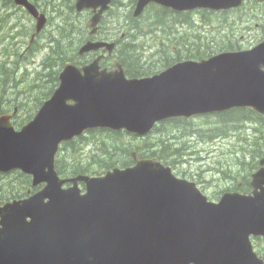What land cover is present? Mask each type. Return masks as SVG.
<instances>
[{"label": "water", "instance_id": "1", "mask_svg": "<svg viewBox=\"0 0 264 264\" xmlns=\"http://www.w3.org/2000/svg\"><path fill=\"white\" fill-rule=\"evenodd\" d=\"M17 1L27 4L25 0ZM149 1L182 11L224 9L242 0H141V4ZM109 3L110 0H79L77 7L101 8L91 20L95 27ZM102 46L111 51L114 44L99 43L95 49ZM73 69L68 64L63 73L67 71L65 75L74 76L79 83L73 80L65 89L67 92L83 90L100 118L115 111L120 126L137 128L138 133L145 131L142 124L169 115L223 112L244 106H253L264 114V42L250 51L214 57L192 73L183 70L176 77L183 84L177 94H153L149 99L134 97L125 100L121 107L112 103L114 93L110 96L108 92L113 82L105 78L104 71H99L97 62L94 68H85V75L74 74ZM89 87L92 90H85ZM97 89L102 93L97 94ZM188 89L191 91L184 93ZM10 120V114L0 117V162L29 154L19 147L33 136L34 124L29 123L19 134L13 132ZM124 120L127 125L123 124ZM46 121L42 114L35 124ZM3 142L5 145L1 146ZM260 164L263 167L253 175V191L249 195L227 193L219 204H210L195 184L176 181L168 170L154 162H140L130 173L112 177L119 185L116 191L109 193L111 184H104L102 208L97 209L96 204L92 209L97 221L83 232L84 247L75 248L70 261L45 260L50 249L58 252L56 247L49 246L45 249L47 254L41 252L45 257L36 251L38 255L29 254L26 259H20L16 251H11L5 264H189L187 260H195L196 264H233L224 239L236 244L237 264H263L248 241L251 234L264 235V158ZM10 167L0 165L2 170ZM110 216L118 220L113 222ZM171 233L184 249L175 246ZM17 256L22 263L17 261Z\"/></svg>", "mask_w": 264, "mask_h": 264}, {"label": "trees", "instance_id": "2", "mask_svg": "<svg viewBox=\"0 0 264 264\" xmlns=\"http://www.w3.org/2000/svg\"><path fill=\"white\" fill-rule=\"evenodd\" d=\"M57 4L54 6L53 9V20L50 21L49 23V28H53V31L48 33V36L44 37V41L46 42V47L48 48V56L47 59L44 60L43 62V68H47L46 71L42 72L39 71L38 77L39 79L34 83H32V86H36L37 88L40 87V89H33L30 86L31 89V94L34 96L33 98L36 100L40 96H43L44 98L48 97L52 90L53 84L56 85L57 83V74L62 67V63L64 59L68 60H74L75 59V54H74V48L76 45L79 43V41L82 38V33L83 30L82 28V21L79 19L77 16L74 14V9H73V2L74 0H56ZM6 7V4H4ZM205 13V12H204ZM190 17L189 13H177L175 14L173 11L167 8H160V7H155V6H150L144 16L142 18H137V19H129L128 22H126V25L129 28H133L134 32L131 33L128 31L127 36L130 39L129 43L126 45V50L132 49L134 47V38L137 36L136 35V30L139 29V24L142 21L148 20V21H155V25L157 28L166 31V28L164 29L163 26L164 23L173 24V22L178 21L179 19L186 18L188 19ZM145 19V20H144ZM7 22H5L4 18L0 16V27H3L6 25ZM59 33V34H57ZM174 34V33H171ZM40 42V40H38ZM198 40L195 41L194 43L190 44L188 47H177V51L175 52L176 57L177 56H182L185 53H187V49L192 51L190 52H195L196 49L201 50L202 46H198ZM35 50H33L34 52ZM133 54V53H132ZM206 54L201 55V57H204ZM135 59L139 62L138 55L135 54ZM126 62L132 63L130 61L129 57H126L125 59ZM8 70V68H7ZM53 72V76H52ZM6 79H3L2 82V87H3V92L6 91L5 87L7 83L10 81V77H5ZM51 82V86L48 87V84ZM30 97L28 95L21 96L19 93L17 94H12L8 96V98H4L3 96L0 97V113L4 111L5 107H9L10 104L13 106H17L19 109H25L27 113L32 112V107H36L40 104L39 103H33L30 104ZM34 102V101H31ZM212 117V116H209ZM208 118V117H207ZM213 119H220V123L222 125H226L228 127H223V129H220L216 127L215 125L210 129L209 133H198L199 137L202 138L203 140H213L215 139L216 135L222 134L226 135L228 131L232 133H236L237 131H241V129H244L242 126L245 125H253L254 127L258 128L259 123L256 118V115L251 112L250 110H232L227 113H222L219 115H214ZM212 118H209V120H213ZM250 121V122H249ZM236 126V127H233ZM261 128L259 129V134H255L256 141L254 142V147L257 145H261L262 141V136H264V121L262 125L260 124ZM177 128H180L184 133H187L188 130L195 129L194 125H189V124H181L177 126ZM223 130H227L223 132ZM114 137L118 139L119 133H113ZM190 136H193V134H190ZM218 137V136H217ZM246 136L243 137L245 139ZM77 141H71L69 142V146L72 147L73 149L76 147ZM240 148H244L245 145H239ZM104 149L105 153H112L110 154V158L107 159L108 157H104L103 159H107L106 161L109 162L110 165H108L107 168H111L117 164H125L127 163V152L125 148H122L119 143H114L112 148H109L108 150H105V148L102 147V150ZM247 151L248 149L245 148L243 150L242 156L246 157L247 156ZM169 156V155H168ZM254 158V155H253ZM113 162H118L115 165H113ZM113 163V164H112ZM77 168L76 164H71L67 165L65 163H60L58 164V169L62 174L68 175L72 174ZM248 168H249V173L245 176L248 180L250 178V172L253 169L252 162L248 163ZM249 188V187H248ZM247 188V189H248Z\"/></svg>", "mask_w": 264, "mask_h": 264}, {"label": "rangeland", "instance_id": "3", "mask_svg": "<svg viewBox=\"0 0 264 264\" xmlns=\"http://www.w3.org/2000/svg\"><path fill=\"white\" fill-rule=\"evenodd\" d=\"M19 16L20 15L16 14L14 16L15 18H12V21H17L16 18ZM127 21H128V19L123 20L122 24H124ZM167 28L178 30V26H176L174 24H170ZM179 31H180V26H179ZM190 37H192V36H190ZM195 41H197V39L193 38L189 41V43L192 44ZM223 44H224V42H222V41L218 42L219 46L223 45ZM204 48H205V46L203 47V49ZM192 50L193 49H191L190 51H192ZM128 57L130 58V61L132 63L137 61V59L134 58L135 53H133V54L128 53ZM35 62L36 61H33L32 56H30V55L28 58H26L22 62L21 61L16 62V66H17L18 71L20 72V70H22V75H21L22 77L25 76L26 79L32 77V75L30 74V72H31L30 68L33 67ZM73 80L76 83H79L78 80L74 79V76H73ZM50 86H51V82L48 84V87H50ZM31 87L35 90L40 89V87L37 88L36 86H31ZM85 90H92V88L89 87L88 89H85ZM111 91H112V89H110V92ZM82 93H83V91H82ZM96 93L101 94L102 92L100 89H97ZM216 121H217L216 127L220 128V129H223V127H228L226 125H222L220 123L221 122L220 119L210 120L209 122H207L206 128L202 129L200 131V133H206V134L209 133V131H210L209 127L214 126ZM233 127H236V126H233ZM195 130H197V129H195ZM245 130H246V128L241 129V131H237L234 134H243L245 132ZM225 131H227V130H223V132H225ZM229 134H230V132L228 131V133L226 135H229ZM194 139H195V137L192 139H185V140L193 141ZM217 143H218V145H220V154H200L198 152L195 156L192 154H187V155H183L182 157L177 158V160H180V159L184 160V162L182 164V168H183V170L188 171V175H192L193 173L198 172V171H203L205 173V175H206V188H207L208 192L212 191V189H210V188H212L213 185L215 184V180L218 179L220 176L221 177L223 176V171H230L232 173H237L235 171H236V169H239V167H240L236 164L237 158L235 156H238V154L229 153L228 141L222 140V142L218 141ZM171 147H174V146L172 145ZM256 148H257V146H256ZM110 154H112V153L104 154V155L100 156V158L109 157ZM201 155L203 157V161L196 162L195 159L201 157ZM248 156H249V154H247L246 157L241 156L240 161H242V162L246 161ZM179 166H180V164H179ZM241 172H242V174H244V171H241ZM239 175H241V174L239 173ZM228 183H231L230 179L226 180V184H228ZM171 238L173 240V243L175 244V246L178 249H184L183 244L175 237L174 233H171ZM256 246L257 247H264V242H258L256 244Z\"/></svg>", "mask_w": 264, "mask_h": 264}, {"label": "bare ground", "instance_id": "4", "mask_svg": "<svg viewBox=\"0 0 264 264\" xmlns=\"http://www.w3.org/2000/svg\"><path fill=\"white\" fill-rule=\"evenodd\" d=\"M59 34V33H57ZM40 42H36V44H38L37 46L39 48H47L46 47V42L44 41V38L42 39H39ZM201 52V51H200ZM30 56H32V59L33 61H36L37 60V52L34 51L30 54ZM22 62L23 59H19L17 62ZM44 66V65H43ZM43 66L41 67V71L44 72L46 71L45 68H43ZM22 73V70H20V74ZM118 76H111V77H107L108 80L112 81L114 84L118 85V86H121L123 85V81L121 80L122 76L120 74H117ZM34 76L31 77V79L33 78ZM64 84L66 82H63ZM92 85V84H90ZM173 86L170 90L169 88ZM178 88H183V84L182 83H178V82H157L152 88H150L149 90H144L141 92V95L145 98H151L152 94L154 95H163V94H166L169 92V94H175L178 90ZM191 91V89H188L187 91H184V93H187ZM124 99H123V94H118L116 95V100L114 101L116 106L118 107H121V104L123 103ZM39 145V143H37ZM91 178L89 179H83L81 181H89ZM173 218H176V217H173ZM177 219V218H176ZM217 239V237H216ZM222 242L224 243V245H226L228 247V252L229 254H231V257H232V262L233 264H237L236 263V244L233 242H230V240L228 239H224L222 240ZM221 248L223 247L222 245H220Z\"/></svg>", "mask_w": 264, "mask_h": 264}, {"label": "flooded vegetation", "instance_id": "5", "mask_svg": "<svg viewBox=\"0 0 264 264\" xmlns=\"http://www.w3.org/2000/svg\"><path fill=\"white\" fill-rule=\"evenodd\" d=\"M249 4H255L256 2L255 1H250V2H248ZM258 4H261V5H263L264 6V2L263 3H258ZM264 34V28H262L261 29V35H263Z\"/></svg>", "mask_w": 264, "mask_h": 264}]
</instances>
